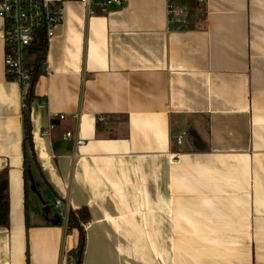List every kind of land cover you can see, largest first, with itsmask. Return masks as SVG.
<instances>
[{
    "label": "crops",
    "instance_id": "1",
    "mask_svg": "<svg viewBox=\"0 0 264 264\" xmlns=\"http://www.w3.org/2000/svg\"><path fill=\"white\" fill-rule=\"evenodd\" d=\"M64 17L29 105L33 155L0 20V264H64L80 210L82 264H264V0H127L94 17L68 2Z\"/></svg>",
    "mask_w": 264,
    "mask_h": 264
},
{
    "label": "built area",
    "instance_id": "2",
    "mask_svg": "<svg viewBox=\"0 0 264 264\" xmlns=\"http://www.w3.org/2000/svg\"><path fill=\"white\" fill-rule=\"evenodd\" d=\"M68 2L81 3L88 16L94 17L109 14L125 5L127 0H0V20L5 25V71L9 80L21 85L24 99L30 90L33 71L26 57L30 54V49L40 32L44 34L47 44L55 37L56 28L64 21L65 5ZM167 18L169 28L180 27L182 9L172 1L168 2ZM78 117L79 115L75 114L71 118L77 120ZM53 120L66 121L67 116L55 114ZM99 122L104 123L105 118L100 117ZM54 128L55 125L51 123L45 132L48 134ZM184 137L185 134L177 137L179 145L183 143ZM63 139L75 140L78 146L85 145V141L79 140L71 131L66 132ZM55 206L61 217L67 216V212L63 210L62 200H57ZM64 264H76L73 255H70Z\"/></svg>",
    "mask_w": 264,
    "mask_h": 264
},
{
    "label": "trees",
    "instance_id": "3",
    "mask_svg": "<svg viewBox=\"0 0 264 264\" xmlns=\"http://www.w3.org/2000/svg\"><path fill=\"white\" fill-rule=\"evenodd\" d=\"M48 50V44L44 39V34L40 32L36 39L34 46L30 49V53L39 55L38 62L35 64V67L32 71L31 76V86L29 93L24 99V122H25V152L30 155H33V143H32V134H31V121L29 118V105L31 100L34 98V87L38 79L43 75V64L46 60V54ZM100 123V122H99ZM190 141L195 146L196 152H206L209 150V147L206 143L202 141L199 135L192 131L189 133ZM28 164V162H27ZM89 213L87 210H80L76 213H71L69 219V229H77L80 231V244L79 247L71 253L76 260V264H82L83 253L85 249V229L83 224L89 220ZM9 225V184H8V174L7 171L0 173V226L7 227Z\"/></svg>",
    "mask_w": 264,
    "mask_h": 264
},
{
    "label": "rangeland",
    "instance_id": "4",
    "mask_svg": "<svg viewBox=\"0 0 264 264\" xmlns=\"http://www.w3.org/2000/svg\"><path fill=\"white\" fill-rule=\"evenodd\" d=\"M31 59H32L31 61L35 60V57H33V58H31Z\"/></svg>",
    "mask_w": 264,
    "mask_h": 264
}]
</instances>
